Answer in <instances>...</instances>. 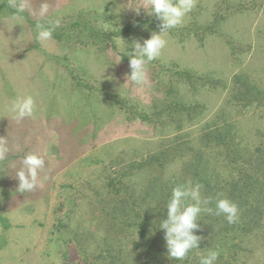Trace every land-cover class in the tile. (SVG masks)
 <instances>
[{
  "label": "rangeland",
  "instance_id": "rangeland-1",
  "mask_svg": "<svg viewBox=\"0 0 264 264\" xmlns=\"http://www.w3.org/2000/svg\"><path fill=\"white\" fill-rule=\"evenodd\" d=\"M49 3L61 24L38 43L36 17L14 16L0 0V138L10 149L0 160V264L96 262L112 224L103 213L115 203L111 188L138 193L163 169L186 177L192 149L221 160V148L203 146L208 128L231 124L236 143L264 144V97L250 105L231 98L235 75L264 91V0H195L182 25L164 33L166 46L146 62L141 85L127 79V53L161 22L129 7L146 0ZM62 59L73 80L51 73ZM23 95L33 97L34 112L17 121L8 106ZM163 147L176 158L143 165ZM28 153L45 166L37 187L19 193L15 173ZM248 239L236 264H264V229ZM126 250L120 264H138Z\"/></svg>",
  "mask_w": 264,
  "mask_h": 264
},
{
  "label": "trees",
  "instance_id": "trees-1",
  "mask_svg": "<svg viewBox=\"0 0 264 264\" xmlns=\"http://www.w3.org/2000/svg\"><path fill=\"white\" fill-rule=\"evenodd\" d=\"M237 84H242L244 89H238ZM231 90L232 99L248 105L264 97V91L239 75H235ZM260 133L264 136V131ZM235 134L231 124L206 129L202 135L203 146L221 148L218 158L221 160H211L204 148L192 149L183 170L186 177H166L163 169L138 193L123 184L114 190L111 188L108 194L115 203L110 212L103 213L112 224L93 256L96 262L88 264H120L128 251L126 248L133 252L131 256L135 255L138 264H200V257L209 249L218 253L215 264H236L240 255L248 250V238L264 229V144L241 145L235 142ZM172 150L163 147L146 158L143 165L165 167L168 160L176 158ZM220 167L227 170L222 173ZM187 180L201 185L202 197L212 198L210 207H215L218 198L226 197L235 202L239 219L229 224L223 215L201 212L197 220L199 227L195 230L201 237L199 248L177 261L167 256L164 230L159 226L167 218L166 207L173 188L185 185ZM125 235L132 239L124 242Z\"/></svg>",
  "mask_w": 264,
  "mask_h": 264
},
{
  "label": "clouds",
  "instance_id": "clouds-1",
  "mask_svg": "<svg viewBox=\"0 0 264 264\" xmlns=\"http://www.w3.org/2000/svg\"><path fill=\"white\" fill-rule=\"evenodd\" d=\"M147 6L141 3L139 7L130 6L136 14L141 8L147 15H154L160 20V31H153L148 38L132 41L133 51L129 55L130 73L127 79L141 85L146 82V62L156 59L161 50L166 46L164 33L172 28L182 25L184 18L195 6V0H146ZM8 6L13 10L14 16L25 14L36 17L34 28L36 41L43 43L53 38V33L61 24L59 16L50 15L49 0H41L39 7L33 6V0H8ZM35 102L31 95L16 96L8 106V111L17 121L30 117L34 112ZM10 151L4 139L0 138V160L5 159ZM45 160L36 153H28L22 159L15 177L18 179L19 193L32 192L37 187L38 174L43 170ZM187 201H192L188 203ZM212 198L202 197L201 185L189 182L185 186H177L172 190V195L167 203V218L163 219L159 228L164 230L167 256L171 259L182 261L188 253L197 249L201 237L195 234L198 229V216L201 212L223 215L229 224L236 223L239 219V207L232 200L224 197L215 200V207H210ZM218 253L209 249L206 255L200 257V264H215Z\"/></svg>",
  "mask_w": 264,
  "mask_h": 264
},
{
  "label": "crops",
  "instance_id": "crops-1",
  "mask_svg": "<svg viewBox=\"0 0 264 264\" xmlns=\"http://www.w3.org/2000/svg\"><path fill=\"white\" fill-rule=\"evenodd\" d=\"M60 61H61V65H63V67H61L60 64L58 62H55V61H54V63L50 64L51 65V68L53 70L51 73H53L54 75H56V77L63 78L64 81L65 80H73V77L70 76V73L72 71L71 64L69 62H67L66 60H63V59L60 60ZM85 61H86L87 64H89V59H86L85 58ZM41 64H43V63L41 62ZM91 66H94V64L91 63ZM54 71H55V73H54ZM65 77H67V78H65ZM59 173H61V172H59ZM57 175L58 174H56V176Z\"/></svg>",
  "mask_w": 264,
  "mask_h": 264
}]
</instances>
